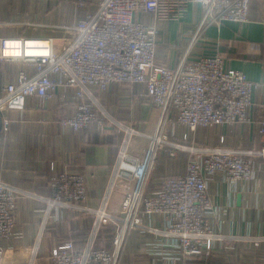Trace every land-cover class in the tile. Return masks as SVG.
Masks as SVG:
<instances>
[{
  "label": "built area",
  "instance_id": "obj_1",
  "mask_svg": "<svg viewBox=\"0 0 264 264\" xmlns=\"http://www.w3.org/2000/svg\"><path fill=\"white\" fill-rule=\"evenodd\" d=\"M250 1L92 0L96 9L67 27L70 41L58 53L52 38L0 37V65L12 62L27 67L12 81L0 83L4 132L10 130L9 113L25 109L30 97L49 99L58 91L70 90L76 111L63 117L60 125L75 132L86 131L95 123L99 130L104 129L106 118H98L100 97L113 84L144 85L145 97L157 114L151 133L127 126L118 129L124 137L105 197L98 208L82 209L93 218L87 244L81 248L71 239L62 241L51 251V264H121L131 231L161 235L165 244L186 260L205 257L214 249L220 237L208 221L213 209L209 184L218 174L233 187L254 179L256 159H264V148L243 152L201 146L195 134L248 122L254 106L252 95L260 85L230 67L218 52L204 55L194 50L210 27L248 23ZM87 4L77 0L80 8ZM190 4L201 7V18L177 66H163L156 61L160 45L157 24L179 20ZM138 13L148 14L154 23L138 21ZM260 135L263 139L264 122ZM136 137L146 142L134 152ZM181 154L187 156L184 173L154 175L163 157L176 160ZM49 185V211H70L88 198L86 177L81 172L53 171ZM117 191L123 199L119 210L111 212L110 199ZM17 200L18 192L0 181V264H10L23 252L13 238ZM155 218L160 219L158 226L148 225V220ZM107 232H111L110 242L104 244ZM253 243L264 248V235Z\"/></svg>",
  "mask_w": 264,
  "mask_h": 264
},
{
  "label": "crops",
  "instance_id": "obj_2",
  "mask_svg": "<svg viewBox=\"0 0 264 264\" xmlns=\"http://www.w3.org/2000/svg\"><path fill=\"white\" fill-rule=\"evenodd\" d=\"M86 1L87 6L80 8L77 0H0V37L52 38L55 50L61 51L71 38L67 27L97 7L92 0ZM201 15V7L190 4L179 20L157 24V63L177 66ZM136 19L154 23L145 13H138ZM248 20L244 25L225 22L220 28L210 27L194 50L195 54L204 55L218 52L230 67L260 85L252 95L254 106L248 113V122L198 130L195 140L201 146H223L243 152L264 148L260 135L264 122V0L250 1ZM56 39L64 41L61 47H56ZM25 68L22 63L5 62L0 65V83L12 81ZM145 91L144 85H111L100 97L98 118L107 120L100 130L97 123L82 132L60 125L63 117L76 111V101L70 99L72 90L58 91L49 99L30 97L25 109L9 113V132L2 131L0 122V181L18 192L13 238L15 245L27 252L20 253L10 264H51L52 249L66 239L81 248L86 246L93 218L82 209L98 208L105 197L124 137L118 129L127 126L151 133L155 128L156 110ZM140 139L143 144L132 145L134 152L145 146V139ZM186 158L185 154L176 160L163 157L155 172L184 173ZM256 164L254 179L235 187L227 184L222 174L210 182L208 194L213 209L208 221L220 239L208 255L186 260L170 249L161 235L131 231L121 264L126 257L127 264H264L263 246L253 243L254 238L264 235V159L257 158ZM53 171L83 173L88 191L86 202L70 211H49L46 200L52 196L49 184ZM122 199L121 191L115 192L109 210L117 212ZM159 220H148V225L156 227ZM110 236L111 232L105 234L104 244L110 242Z\"/></svg>",
  "mask_w": 264,
  "mask_h": 264
},
{
  "label": "rangeland",
  "instance_id": "obj_3",
  "mask_svg": "<svg viewBox=\"0 0 264 264\" xmlns=\"http://www.w3.org/2000/svg\"><path fill=\"white\" fill-rule=\"evenodd\" d=\"M63 42H64V41H63ZM63 42H62L61 40H59V39H56V40H55L56 47H59V46L61 47ZM67 42H68V41H67ZM56 52L58 53V52H60V51H57V50H56ZM154 116H155V115H154ZM133 144L136 145V146H137L138 144L142 145V144H143V141H142L139 137H136L135 140L133 141ZM159 174H162V172L157 171L156 174H155V172H154V175H155V176H158ZM154 179H155V178H154V176H153V177H152V184H151V187L154 186V183H155V182L153 181ZM151 187H150V188H151ZM106 238H107V237H106ZM123 264H127V257L125 258Z\"/></svg>",
  "mask_w": 264,
  "mask_h": 264
},
{
  "label": "bare ground",
  "instance_id": "obj_4",
  "mask_svg": "<svg viewBox=\"0 0 264 264\" xmlns=\"http://www.w3.org/2000/svg\"><path fill=\"white\" fill-rule=\"evenodd\" d=\"M244 25V24H243ZM28 51H30V50H28ZM40 52H42V51H40Z\"/></svg>",
  "mask_w": 264,
  "mask_h": 264
}]
</instances>
